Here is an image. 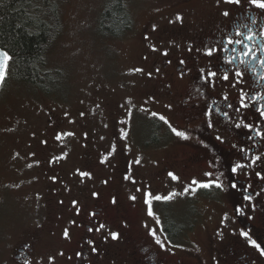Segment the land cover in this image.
<instances>
[{"label":"rangeland","instance_id":"obj_1","mask_svg":"<svg viewBox=\"0 0 264 264\" xmlns=\"http://www.w3.org/2000/svg\"><path fill=\"white\" fill-rule=\"evenodd\" d=\"M58 1L62 26L46 52L48 66L60 70L52 74L48 83L52 90L49 91L48 84L43 89L27 80H16L10 70L0 88V263L5 255L9 257L23 229L31 227V230L36 226L34 222L44 221L40 219L42 201L40 205L38 200L50 176L56 174L55 169L61 173L57 183L67 205L69 197L82 193L85 201L84 191L106 177L104 194L112 198L111 189H118L115 199L125 208L132 237L140 239L150 227L157 231V213L151 205L154 215L148 214L146 201L150 195L139 180L145 170L153 173L156 165L150 160V168L145 169L143 161L148 156L142 153L145 150L142 143L147 138L156 141L157 124L151 121L155 118L151 109L137 103L143 101L137 96L140 88L134 86V81L128 85L132 78L128 73L150 50V41L143 40L146 29L177 46L190 40L196 29L203 31L213 18L211 0H192L191 4L175 6L173 10H170L173 0H127L126 8L132 13L129 12L127 32L116 36L106 33L101 24L102 11L112 0ZM178 16L182 19L178 20ZM168 25L186 31L185 41L167 39L160 30ZM127 78L130 79L126 81ZM152 108L162 110L159 105ZM185 146L174 141L154 154V159L183 152ZM88 154L92 158L90 163ZM122 159L128 164L124 166H130L135 173L131 180L114 177L115 167ZM199 164L192 167L196 179L208 181L217 177L211 163ZM179 167L183 169L184 165ZM81 172L90 175L82 177ZM153 190L162 197H170L165 200L166 206L175 207L180 223L187 224L186 231L181 230L182 235L189 233L192 222L193 245L203 253L208 264L236 263L237 253L226 251L225 244L239 228L233 221L232 206L223 201V194L214 195L218 200L202 196L210 194V189L195 190L194 194L182 176L178 184L169 188L156 181ZM156 206L154 203L153 208ZM73 215L72 207L68 206L46 219L53 231H43L38 251L41 255L36 264L73 263L71 251L74 247L78 249L81 234L71 220ZM110 225L117 228V223L110 221ZM210 238L225 246L216 255L208 249ZM130 244L129 238L125 248L127 262L131 260ZM175 253L189 255L190 251L180 249ZM122 254L116 258L118 264H124Z\"/></svg>","mask_w":264,"mask_h":264},{"label":"flooded vegetation","instance_id":"obj_2","mask_svg":"<svg viewBox=\"0 0 264 264\" xmlns=\"http://www.w3.org/2000/svg\"><path fill=\"white\" fill-rule=\"evenodd\" d=\"M173 1L170 10L175 6L192 3V0ZM210 3L213 6L212 22L205 26L203 31L199 32L196 29L192 32V38L185 43L175 46L159 39L154 31L146 29L143 40L150 41V50L141 56V62L128 73L132 78L126 79L131 81L129 86L134 81V86L140 88V94L137 96L143 101L137 103L145 104L151 109L152 117L155 116L151 121L157 124L156 141L151 142L147 138L142 143V148L145 147L142 153L145 152L148 156L145 158L142 154L143 159L145 158L143 163L147 166L145 169L150 168V160L156 165L153 167V173L145 170L139 176V180L141 186L143 185L150 194V200L147 201H150L152 209L157 213L156 233L164 247L156 243V238L151 235L153 230L151 227L146 234L141 235L140 239L132 237L130 223L124 215L125 208L120 202L112 203L118 189H111L114 192L112 198L104 194L106 177L101 178L96 186L84 191L85 201L82 200V193L69 197L70 202L67 205L66 196L57 183L61 173L55 169L56 174L50 176L49 184L41 190L42 196L38 200L39 204L42 201L43 210L40 212V219L44 221L34 222L36 226L34 225L31 230V227L23 229V234L17 241L15 239V246L11 247L9 257L5 255V259L0 264H36L41 255L38 251L43 231H53V227L47 224L46 219L50 218L54 211L63 210L68 206L74 211L71 218L74 226L81 230L78 237L80 245L78 249L74 247L71 251L72 264H118L116 258L123 252L122 263L125 264L128 261L125 248L129 238L131 260L126 264H208L203 253L193 245L190 235L194 226L192 222L189 225V233L182 235L181 230L185 232L187 224L180 223L181 219L175 212V207L166 206L165 199L159 195V192L153 190L156 181L166 188L178 184L179 176L190 184V189L211 190L210 194L204 193L202 196L216 199L215 194H223V201L228 206H232L233 221L239 231L230 236L231 239L225 246L226 251L228 249L237 253L235 264H264V256L240 234L241 231L248 232L251 239L256 240L264 248V179L261 178L264 177V137L255 134L257 130L264 132V118L256 111L257 107L264 104V100L252 99L258 94L264 95V81L259 79V76L264 74V69L258 64L252 66L241 64L240 59L248 58L238 56L240 46L228 45V51L223 50L227 38L235 37V31L239 26L248 25L257 33L264 28V10L254 7L248 3V0H240V4L226 3L225 0H211ZM225 11L229 13L228 16L223 15ZM253 18L255 24L252 23ZM240 30L247 31L243 27H240ZM160 32L174 42L185 41L187 36V32L182 28L169 25ZM131 34L132 32L127 35L128 38H131ZM232 47H237L238 52L233 53ZM209 48H216L219 51H214L208 56L206 51ZM234 55L238 57L235 63L227 64L225 58ZM257 55L259 56V53ZM236 70L243 72L242 82H237L241 78L235 76ZM209 72H215L216 76H208ZM225 72L228 73V80L223 79ZM242 93L246 94L245 103L251 105L250 107H240ZM155 105L161 106L162 110H154L152 107ZM236 108H240V111H235ZM224 113L228 115L225 116ZM161 116L168 123L161 120ZM241 121L252 124L253 129L249 131L243 125L237 128L236 124ZM173 127L184 132L188 138L177 136L172 131ZM174 141L186 145L185 151L173 152L168 156L154 159V154L160 153L162 148ZM88 156L87 161L90 163L92 158L90 154ZM256 157L260 159L256 160ZM205 162L211 163L216 175L225 185L224 190L215 186L200 188L192 185L194 179L204 180L200 181L204 183L210 181L196 179L195 171L192 170L194 164L203 165ZM236 163L244 167L232 173L231 167ZM180 164L184 165L183 169L179 167ZM124 165L128 164L123 159L117 163L114 177L127 176L131 180L135 173L130 166ZM170 172L178 179H172L169 176ZM257 172L261 176H257ZM233 182L237 183L236 189L231 188ZM93 193L97 195L93 196ZM156 196L162 199H154ZM244 196H250L251 199L245 200ZM73 201H76L75 205ZM154 203L157 205L155 209ZM189 204L192 206V199ZM237 209L240 211L238 212ZM110 221L117 223V228H113ZM224 222H227V219ZM101 224L106 227L95 231ZM90 228L93 231H89ZM111 232H116L118 238L112 239ZM89 241L92 243H88ZM215 242V239L210 238L208 245V249L214 255L225 247ZM93 248L96 251H93ZM180 249H188L190 254H176L175 251ZM223 264L229 263L223 262Z\"/></svg>","mask_w":264,"mask_h":264},{"label":"trees","instance_id":"obj_3","mask_svg":"<svg viewBox=\"0 0 264 264\" xmlns=\"http://www.w3.org/2000/svg\"><path fill=\"white\" fill-rule=\"evenodd\" d=\"M58 3L57 0H0V45L11 57L8 70L13 71L16 80H27L46 89L52 74L60 71L49 67L46 60L47 49L62 26ZM126 3L127 0H112L104 7L101 24L106 33L120 36L127 30L131 12Z\"/></svg>","mask_w":264,"mask_h":264},{"label":"snow or ice","instance_id":"obj_4","mask_svg":"<svg viewBox=\"0 0 264 264\" xmlns=\"http://www.w3.org/2000/svg\"><path fill=\"white\" fill-rule=\"evenodd\" d=\"M226 3H234V4H240V0H225ZM248 3H250L251 5H253L254 7L264 10V0H248ZM224 16H228L229 13L227 11H225L223 13ZM177 19H182L181 17H177ZM252 23L255 24V18L252 19ZM240 27L246 28L247 31H241ZM228 45H237L240 46L239 49V53L238 56L239 57H244V58H248V59H240V63L241 64H245L246 66H252L253 64H258V66L261 69H264V28H261V30L257 33L254 32L253 29L251 27H249L248 25H242L239 26L236 31H235V37H228L226 42L223 45V50L224 51H228ZM214 51H219V49L216 48H209L206 51V55L211 56L213 54ZM231 51L233 53H237L238 49L237 47H232ZM259 53V56L257 55ZM11 59V57L8 55L7 52L4 51H0V82H3V80L5 79L6 73H7V65H8V61ZM238 59L237 56H231V57H227L225 58V62L227 64H233L235 63V61ZM181 63H183V61H181ZM253 71H255L254 68H252ZM136 71H142L141 69H136ZM208 76L210 77H215L216 73L215 72H209ZM235 76L241 78L240 81L237 82H242V77H243V72H241L240 70H236L235 72ZM224 80H228L229 76L228 73L225 72L224 76H223ZM259 79L264 81V74L259 76ZM245 99H246V94L242 93L241 97H240V107L241 108H247L250 107L251 105L245 103ZM253 100L256 99H260V100H264V95H257L252 97ZM229 107H232V105H229ZM235 111L239 112L240 108H236ZM256 111L259 113L260 117L264 118V104H261L259 107L256 108ZM210 114V113H209ZM153 115H156L155 113H153ZM225 116H227V113H224ZM161 120H164L165 123H168V121L161 116L160 117ZM243 125L244 128L249 129V131H251L253 129V125L252 124H245L243 121H241V123L236 124L237 128H240ZM211 123H209V127H211ZM169 127H171V125H169ZM173 133H175L177 136L183 138V139H187V135L184 132L178 131L176 128H172ZM255 134L257 136H261L264 137V132L257 130L255 132ZM68 135H71V133H68ZM60 137L58 136L57 139H59ZM217 139H220V137H217ZM249 139H251V137H249ZM241 151H244L243 149H241ZM260 157H256V160H259ZM255 162V161H254ZM137 163H139V161H137ZM244 167V165L236 163L231 167V172L232 173H236L238 169H242ZM80 175L82 177L84 176H89L90 174L87 172H81ZM206 176L211 177L212 173H205ZM221 176L223 175V173L220 174ZM257 176H261V174L259 172L256 173ZM169 176L172 177V179H178L173 173H169ZM128 177L126 176L125 179H127ZM262 179H264V177H261ZM192 185H196L197 187L200 188H210L212 186H215L216 188H219L221 190H224L225 185L223 184V182L220 180V177L217 176L215 179L210 180L207 183L204 182H200L197 180H193ZM231 188L236 189L237 188V183L233 182L231 183ZM192 191H195V189H191ZM185 191H189V189H185ZM97 193H93V196H96ZM150 195V194H149ZM174 195V194H173ZM132 199L134 200L135 197H132ZM154 199L156 200H160L162 199V197L160 196H156L154 197ZM163 199L167 200L170 199V197H163ZM245 200H250L251 197L250 196H244ZM117 201L115 198H113L112 203L115 204ZM149 203V210H148V214L149 215H154V213L152 212L151 209V204L150 201H146ZM73 204H76V201H73ZM237 211L239 212L240 209H237ZM93 215H95V213H93ZM106 225L101 224L99 225L98 228L95 229V231H100L101 229L105 228ZM89 231H93L92 228L89 229ZM242 236L246 237L249 240V243L251 245H253L255 248H257L260 251V254L262 256H264V248L261 247V245L259 243H257L256 240L251 239V237L249 236L248 232L246 231H241L240 233ZM68 235L67 230H65V236ZM112 239H117L118 238V234L116 232H111L110 233ZM151 235H153L154 238H156V243L160 244L161 247H164L163 243L161 242V240L159 239V237L157 236L156 230H152L151 231ZM88 243H92V241H89ZM93 251H96L95 248L92 249Z\"/></svg>","mask_w":264,"mask_h":264},{"label":"water","instance_id":"obj_5","mask_svg":"<svg viewBox=\"0 0 264 264\" xmlns=\"http://www.w3.org/2000/svg\"><path fill=\"white\" fill-rule=\"evenodd\" d=\"M0 51H4V52L8 53V51L5 48H3L1 45H0ZM7 70H8V65H7ZM6 76H7V73H6ZM6 76H5V78H6ZM4 81H5V79L3 80V82H0V88L2 87Z\"/></svg>","mask_w":264,"mask_h":264}]
</instances>
